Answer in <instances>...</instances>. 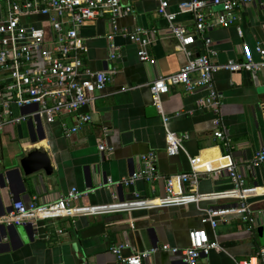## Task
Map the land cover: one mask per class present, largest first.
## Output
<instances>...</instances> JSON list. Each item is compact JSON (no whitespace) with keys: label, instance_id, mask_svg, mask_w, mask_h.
Masks as SVG:
<instances>
[{"label":"crops","instance_id":"1","mask_svg":"<svg viewBox=\"0 0 264 264\" xmlns=\"http://www.w3.org/2000/svg\"><path fill=\"white\" fill-rule=\"evenodd\" d=\"M181 1L173 0L171 10H177ZM121 2L132 6L134 12L120 18V26L139 25L149 31L152 39L149 51L155 63L141 62L138 45L123 36L115 38L120 56L110 59L106 34L111 26L107 17L83 26L86 67L108 72L110 80L105 89L97 93L94 104L81 108L76 114L62 115L54 123L32 117L0 130V216L9 213L16 201L50 203L74 187L85 193L78 202L80 205L132 200L136 193L145 198L163 196V178L154 182L141 178L130 185L122 183L131 174L143 171L145 165L140 156L154 151L162 177L189 172L192 169L190 157L206 162L230 155L238 171L245 175L246 185L258 187V194L248 199L255 219L253 227L249 229L240 214L229 216L216 228L203 224L198 203L43 219L38 228L31 224L15 225L8 231L0 228V264H125L111 252L113 245L126 243L129 247L124 249V255L132 253L131 247L146 250L169 244L185 248L190 245V230L200 228H205L224 250L212 249L200 258L199 264H236V260L254 257L264 248V162L248 168L255 154L264 147V71L221 70L215 74L216 86L224 95L222 119L227 137L224 140L214 135V112L198 106L207 90L202 88L191 93L183 85L171 86L170 92L162 95L165 115L170 118L169 129L180 135L189 134L184 142L187 152L171 156L167 152L163 115L154 105L150 85L161 76L179 72L188 59L179 49L166 19L158 13L157 0ZM219 9L213 6L205 9V13ZM237 11L240 16L237 25L214 27L205 33L212 40L210 48L215 54L211 58L215 62L241 59L245 44L256 59L260 58L255 49L257 42L264 40L263 9L253 3ZM177 22L195 32L191 14L178 15ZM196 37L191 46L193 56L205 51L204 36L196 34ZM113 71L116 72L110 73ZM11 109L15 116L29 111L14 104ZM81 113L92 114V120L67 135L62 121L72 127L78 124ZM102 142L111 150L102 153L98 147ZM35 148H44L49 154L53 166L51 174L44 169L33 173L25 171L21 160ZM91 172L94 173L93 184ZM109 179L112 184H107ZM232 186V178L220 169L202 173L194 187L199 192H215ZM176 189L179 190V186ZM237 201L207 200L201 201L200 206H221ZM144 264L184 263L180 255L159 250L144 260Z\"/></svg>","mask_w":264,"mask_h":264},{"label":"built area","instance_id":"2","mask_svg":"<svg viewBox=\"0 0 264 264\" xmlns=\"http://www.w3.org/2000/svg\"><path fill=\"white\" fill-rule=\"evenodd\" d=\"M157 1L158 13L166 19L168 29L178 40L179 49L188 59L179 72L161 76L150 85L154 105L163 115L167 131V152L173 156L181 151L187 152L184 142L189 134L180 135L169 129L170 118L165 115L162 95L169 93L173 85H183L191 93L202 88L207 90V95L200 99L198 106L210 108L214 112V135L221 140L227 139L222 119L224 95L216 86L215 74L221 70L264 71V40L256 44L255 50L259 59H256L254 52L245 44L241 59L218 63L211 58L215 51L210 48L212 40L205 33L214 27L237 25L240 20L237 10L243 5L258 3L264 12V0H183L175 11L170 8L173 0ZM213 6L220 9L206 14L205 9ZM133 12L132 6L122 4L121 0H0V130L32 117L54 123L62 115L76 114L81 108L94 104L97 93L105 89L110 75L108 72L94 71L86 67L83 57L87 47L81 29L98 18L107 17L110 22L111 29L106 34L110 42V59L120 56L115 38L123 36L138 45L141 62L154 64L156 60L149 51L152 44L149 31L139 25L122 27L119 24L120 18ZM180 14L193 16L195 32L177 22ZM239 31L241 32V28ZM196 34L204 36L205 51L193 56L191 46L196 42ZM13 104L29 111L15 116L11 109ZM91 120L92 114L81 113L78 115V124L68 127L62 121V125L69 135ZM98 147L102 153L111 150L103 142ZM139 159L145 169L124 178L122 183L130 185L141 178L150 182L163 178L165 195L145 198L136 193L132 200L80 205L78 202L85 193L74 187L54 202H14L11 211L0 216V225L31 224L38 228L39 221L43 219L130 212L136 208L184 205L215 199H236L238 201L234 204L202 209V223L216 228L229 216L240 214L248 228L252 229L255 219L248 199L258 194V187L246 185L245 175L238 171L230 155L206 162H201L196 156L190 157L192 169L189 172L167 177L158 173L156 152L142 154ZM263 162L264 147L255 154L248 168H255ZM220 169H224L232 178V187L215 192H199L194 187L202 173L210 174ZM108 183L112 184L113 181L109 179ZM176 186H179V190ZM189 238L190 245L185 248L169 244L146 250L131 247L132 253L124 255V249L129 246L120 243L113 245L111 252L125 264H144V260L159 250L180 255L184 264H199L200 258L208 255L212 249L224 250L218 241L210 238L205 228L190 230ZM261 261L264 262V248L254 257L236 260V264H259Z\"/></svg>","mask_w":264,"mask_h":264},{"label":"water","instance_id":"3","mask_svg":"<svg viewBox=\"0 0 264 264\" xmlns=\"http://www.w3.org/2000/svg\"><path fill=\"white\" fill-rule=\"evenodd\" d=\"M222 115H223V109H222ZM36 120H40V117H36ZM169 126V125H168ZM22 165L27 173H33L36 170L44 169L48 174H51L53 172V166L51 162V158L49 157V154L44 148H35L32 151H30L26 157L22 158L21 160ZM93 174L91 172V183L93 184ZM4 175V174H2ZM132 175V174H131ZM1 179V177H0ZM108 184V180H107ZM123 188V184H119ZM201 203V202H200ZM199 204V208L202 210L207 207H201ZM204 211L202 210V215ZM202 219V218H201ZM15 227V225L8 226V225H0V228H3V230L8 231L10 228ZM30 238V237H29ZM190 239V238H189ZM171 253V252H170ZM174 254V253H172ZM177 255V254H174ZM116 256V255H115Z\"/></svg>","mask_w":264,"mask_h":264}]
</instances>
